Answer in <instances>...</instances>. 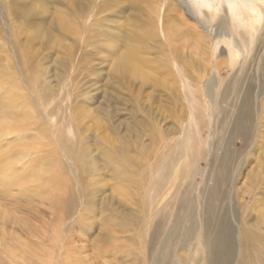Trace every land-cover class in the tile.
<instances>
[{
    "label": "bare ground",
    "instance_id": "1",
    "mask_svg": "<svg viewBox=\"0 0 264 264\" xmlns=\"http://www.w3.org/2000/svg\"><path fill=\"white\" fill-rule=\"evenodd\" d=\"M39 1L43 3L46 0ZM57 1L61 2L70 13L71 18L60 24L62 30L66 32L72 31L75 27V19L83 17L91 8L92 12L97 14L113 9L122 14L128 9L133 11L131 14L134 12L138 14L144 10L155 14L152 22L156 23L157 29L153 32H157L160 36H152V33L147 32L146 26L149 23L145 22L146 25H144L143 21V24L135 26L133 30L124 32L120 38L118 37L123 49L120 51V57H116L118 59L116 61L120 68L121 64L126 65L121 70L123 79H141L140 83L145 82V85H141L142 87L149 85L163 93L155 98L159 113L163 106L158 102L169 100L170 105L165 108L170 115L179 112L177 116L172 117L175 119L174 123L179 126L177 130L181 138L177 140L173 138L172 144L168 143V140L163 138L172 131L162 129L154 123L150 129L152 149L146 154L147 158L150 155V160L155 159L153 164L147 167L142 160L121 166L122 160L128 158L127 153L132 149L128 144L122 148H115L112 145L114 143L108 141L107 144L110 147L107 148L105 155L106 168L108 171H115L113 178L122 185L130 182L128 179L133 181L132 178H138L136 186L143 189V194L146 196L143 201L147 204L138 206V216L134 218L137 222L133 230V236L136 235L139 243L143 244L141 249L144 258H137L134 263L264 264V209L257 207V210H254L255 207L253 209L249 204L241 205L244 202L242 195L264 185V83L259 81L258 76L261 71H264V42L262 41L264 0H178L183 5L184 13L196 21L198 26L194 28L185 23L183 20L185 17L182 18L181 14L176 17L178 25L182 26L173 24L175 18L170 14L173 6L169 4L172 0H100L98 5L95 0ZM2 2L5 3V0ZM2 2L0 0V14L17 13V16H22L34 9L32 6V9H22L18 0L15 3L18 7L6 5L7 3L2 4ZM38 10L42 12L46 9L38 7ZM226 13L229 14L228 17ZM227 18L232 19L231 24L233 23L235 28L242 29L235 33L232 30L226 32L225 29L219 28L217 34H214L211 24L217 23L219 27ZM178 22L176 21L175 24ZM198 27L202 29L201 31H205L211 40V46L208 47L209 55L213 59L219 48L223 51L226 48V62L230 73L225 79H221L220 72L224 62H216L217 67L214 73L213 71L206 73L207 70L198 65L197 59L203 57L202 47L208 41ZM149 30L152 29L149 27ZM156 36L157 38L159 36L163 42L157 50L163 55L164 63L159 61L163 68L156 60L144 59L140 55L144 40L152 39L156 42L158 40ZM246 36L249 37L248 40ZM161 48H165L167 54ZM2 50L6 51L3 48ZM151 50L146 48L145 52L150 53ZM20 56L23 62L20 65L19 62L22 61L20 60L16 67L23 73V78L16 77L19 80L18 83L13 78V74L16 75V73L12 68H6L7 55H0V185L2 192L6 195V199H12L9 197V191L16 190L15 198L23 197L25 192H32L36 197L49 200L56 225L62 223L66 217L74 215L79 205V197L80 200L82 197L86 198L85 204L92 206H83L82 214H92L95 210L92 197L76 190L74 181L62 177L64 170L53 165H61L55 154L59 144L56 145L52 135L40 126L41 122L36 120L37 117L35 118L34 111L30 107L32 103L24 94L25 92H22L20 84L24 80L32 82L31 78L25 75L26 65H24L25 60L30 56L24 50ZM148 81L150 82L147 85ZM206 125L211 128L210 134H213L210 141H206L201 136V128L207 129ZM30 130H33L31 135L28 134ZM53 134L56 141L59 139L62 141L59 129H54ZM39 136L48 141L39 144ZM240 136H243V142H245L242 145L249 147L246 158L236 155L231 149V145ZM12 137L14 139H11ZM62 146L70 159L78 165L79 170H84L90 175L95 174L96 169L93 166H86L80 160V154L84 153L83 149L75 152V145L69 142H63ZM201 151L205 157L208 156L209 160L207 170L202 177L203 182L198 184L193 175L197 172L195 162ZM38 152H44V155L28 160L30 162L26 167L25 159ZM50 161H52L51 164ZM246 166L248 176H251L252 180H250L249 190L246 188L244 192L243 188L240 192V188H235V182L242 177V171ZM138 170L141 171L138 172ZM258 173L262 175L259 177ZM121 187L127 188V186ZM170 189L172 192L168 194L167 191ZM250 193L248 201H252V206H257L259 199L253 197L252 192ZM110 210H113L111 215L103 210L100 213L101 219L105 221L103 225L101 224V231L109 238V244L106 243V248H102L103 253L117 251L122 246V244H115V241H118L117 237L111 233L110 227L118 228L120 224L118 225L119 218L114 212L116 210ZM125 220L128 219L125 218ZM124 226L130 228L133 224ZM125 227L119 226L121 230L126 229ZM148 232L153 242L151 245L143 239ZM180 252L184 254H179ZM52 256L51 253L48 254L49 260L47 263L45 261V264L51 263ZM35 258H37L36 263L33 261ZM22 260L23 263L28 261L26 264H42L40 255L36 253L31 256L23 253L19 257V261L22 262Z\"/></svg>",
    "mask_w": 264,
    "mask_h": 264
},
{
    "label": "rangeland",
    "instance_id": "2",
    "mask_svg": "<svg viewBox=\"0 0 264 264\" xmlns=\"http://www.w3.org/2000/svg\"><path fill=\"white\" fill-rule=\"evenodd\" d=\"M18 1L22 9H32V7L34 9L22 16H17V13L0 14V55H7L6 68H12L16 73V75L13 74V78L18 83V78H23V73L20 69L17 70L18 67H16V64L23 59L20 56L22 50L30 56L29 59L25 60V75L31 78L33 84L24 80L20 84L23 89L22 92H25L24 94L32 103V106H30V103L29 106L33 109L35 118L37 117L36 120L38 119L39 123L41 122L40 126L52 135L56 145L59 144L55 154L61 165H53L64 170L62 177L74 181L76 190L92 197L95 210L89 215L82 214V207L91 205L85 204L87 203L86 198L83 199L84 197H82V200H80L79 197V205L76 207L74 215L69 218L66 217L62 223L56 225L49 200L42 199L39 196L36 197L32 192H25L22 195L23 197L15 198V195H17L16 190L9 191V197H12V199H6L0 185V264H26L28 261L26 263H23V260L22 262L19 261V257L23 253L27 256L35 255V253L39 254L42 264H45V261L48 262L49 253L53 255L50 264H74L75 262H77L75 264H136L134 263L136 259H142L144 256L141 249L143 244L139 243L136 235L133 236L134 225L137 222L134 218L137 215L138 208L142 207L143 204H147L143 201L146 196L143 194L144 190L136 186L139 181L138 178H132L133 181L128 179L130 182H125V185L119 184L113 178V172L115 174V171H108L105 166V155L107 154V148L110 147L107 144L108 141L114 143L111 144L115 148H122L128 144L132 149L127 153L128 158L123 159L122 162L120 161L121 166L129 165L132 161L137 163L142 160L147 167L153 164L155 159L150 160V155L148 159L146 154L148 150L151 152L152 149L150 129L154 123L162 129L172 131L163 138L167 139L168 143L172 144L174 140L181 138L179 130H177L179 126L174 123L175 119L172 117L177 116L179 112L170 115L167 113L168 109L165 108L170 105L169 100L158 102L163 106L161 113H159L155 98L163 93L151 88L148 85L150 81L146 83L149 87H142L141 85H145V82L140 83L141 79L134 80L130 78L129 81L123 79L121 70L126 65L121 64L122 67L120 68L116 61L123 49L119 41L121 34L128 33L136 28L135 26L143 24V21L149 23L148 25L152 29L149 30L147 25V32L152 33V36H160L157 32H153L157 29L156 23L152 22V17H155V14L144 10L138 14L134 12L133 15L131 9L124 11L123 14L115 9L97 14L92 12L91 8L90 11L87 10L83 17L75 19V27L72 31L66 32L62 30L60 24L64 21L67 22L71 17L69 11L61 2L57 0H46L43 3L39 0ZM95 1L97 5L100 4V0ZM15 3H17V0L2 2V4L18 7ZM169 4L173 6L171 7L173 13L171 11L170 14L175 18V22H178L176 16L181 14L182 18L185 17L183 20L188 26L193 28L198 26L191 16L184 13L180 1L172 0ZM38 7H45L46 10L41 12ZM226 15L228 17L229 14L226 13ZM231 20V18H227L219 27L216 25L217 23L211 24L213 25L214 34H217L219 28L225 29L226 32L232 30L235 33L242 29L235 28L234 24H231ZM175 22L174 25L182 26L178 25L179 22L176 24ZM198 29L202 30L199 27ZM201 32L207 37L205 31ZM159 36L158 38L156 36L158 39L156 42L152 39L144 40L140 50L141 57L164 63L163 55L157 51L163 43ZM207 38V44L202 47L204 49L203 57L197 59L198 65L204 67L207 70L206 73L212 71L214 73L217 67L216 62H224L220 72L222 74L221 79H225L230 73L228 70L229 65L226 62V48H224V51L219 48L213 59L209 55L210 50L208 47L211 46V40L209 37ZM245 38L248 40L249 37L246 36ZM262 41L264 42V37ZM2 48L6 51L3 52ZM146 48L152 49L151 52L146 53ZM161 49L167 54L165 48ZM22 62L23 60L19 62L20 65ZM162 63L159 64L161 68H163ZM194 66L197 67L196 64ZM145 70L152 72L148 68H145ZM263 72L261 71L258 75L259 81L262 83H264ZM127 86L130 87V91ZM184 114L185 112H183ZM54 129L60 130L62 141L60 139L55 140ZM201 130V136L206 141L213 138L209 126L207 129L201 128ZM32 133L33 130L28 132L29 135ZM173 138L175 139L172 140ZM11 139H14V137ZM47 141L48 139L39 136V144H44ZM63 142L74 144L75 152L83 149L84 153L80 154V160L86 166H93L96 169L95 174L90 175L84 170H79L78 165L70 159L66 149L63 148ZM242 143L245 142H243V136H240L231 145V149L236 155L246 158L249 147L243 146ZM41 155H44V152H38L36 155L27 157L25 166L28 167L27 165L30 162L28 160H33ZM204 155L201 151L195 162L197 172L194 173L193 178L198 184L203 182L202 177L205 170H207L209 159L208 156L205 157ZM51 163L52 161H50ZM246 169L248 170L247 166L242 171V177L235 182V188H240V192L243 188L244 192H246V188L249 190L251 184L250 180L252 179L251 176H248L249 173ZM140 171L138 170V172ZM260 175L262 173H258L259 177ZM79 181L84 184L82 185ZM121 186H127V188L122 189ZM250 188L252 189L251 186ZM253 189L250 192L253 193V197L259 199L257 206H252V201H248L247 198L251 194L250 192L242 195L244 202L241 205L247 206L249 204L252 208L255 207L254 210H257V207L264 209V185ZM171 192V189L167 191L168 194ZM138 201L140 202L138 203ZM110 209L116 210L114 212L119 218V226L125 227L124 225L129 223L133 226L130 228L125 227L127 230H121L119 226L118 228L111 226V233L118 240L115 241V244H122V246L117 251L103 253L102 248H106V243L109 244V238L101 231V224L103 225L105 221L101 219L100 213L103 210L106 214L111 215L113 210ZM125 218L128 220L126 221ZM143 239L148 243L150 242V245L153 244L149 232ZM179 254L184 253L180 252ZM33 261L36 263L37 258Z\"/></svg>",
    "mask_w": 264,
    "mask_h": 264
}]
</instances>
